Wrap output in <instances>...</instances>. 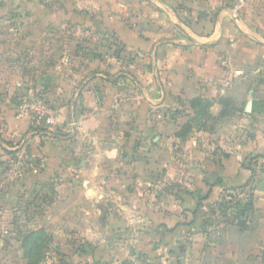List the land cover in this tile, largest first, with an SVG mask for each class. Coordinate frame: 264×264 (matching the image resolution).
I'll list each match as a JSON object with an SVG mask.
<instances>
[{"label": "crops", "instance_id": "obj_1", "mask_svg": "<svg viewBox=\"0 0 264 264\" xmlns=\"http://www.w3.org/2000/svg\"><path fill=\"white\" fill-rule=\"evenodd\" d=\"M70 31H93L87 72L71 63L53 69L36 91L40 101L20 106L44 68L28 61L21 68L18 58L42 51L50 32ZM0 56V215L11 207L21 214L19 203L42 197L47 223L39 229L57 237L67 227L91 231L93 238L64 250L57 263L264 264V177L249 228L204 224L209 207L250 181L249 154L264 156L256 123L260 144L242 141L249 124L237 127L231 147L225 142V120L243 89L246 117L264 119V0H0ZM3 65L30 72L18 75L25 90L1 94ZM49 96L60 113L47 105ZM195 99L207 103L205 115L191 107ZM38 103L51 109V120L32 109ZM50 121L58 135L47 131ZM86 134L93 176L73 181L93 188L67 193L66 145L83 146ZM51 182L57 201L49 205ZM53 217L59 225L50 226ZM22 242L0 238V250L10 248L0 264H28Z\"/></svg>", "mask_w": 264, "mask_h": 264}, {"label": "rangeland", "instance_id": "obj_2", "mask_svg": "<svg viewBox=\"0 0 264 264\" xmlns=\"http://www.w3.org/2000/svg\"><path fill=\"white\" fill-rule=\"evenodd\" d=\"M82 8V7H81ZM90 8V7H88ZM88 8H82L83 11L86 13L92 12V9ZM93 26V24H90ZM89 25V26H90ZM93 28V27H92ZM68 30V27H67ZM91 30V29H90ZM71 34V35H70ZM60 38H57V37ZM43 49L41 51L42 47H39L36 49L33 54L28 56L27 58L22 56L21 58H18V62L21 65L22 68L23 65L30 63L35 69L37 67H43V71L39 70V78L38 82L39 85L34 87V93H32L31 96H24L23 97V103L20 101L21 104L26 105L27 99L29 98L31 102H38L40 101L41 97L40 92L39 94L36 92L37 90L46 88L44 86V79L49 78L52 79L53 69L59 71V67L61 65H64L65 63L72 64L75 66V70L77 73L80 72H87V68L89 67L90 60H93V31L89 32L87 35L80 36L77 35L76 37H73L72 31L67 32L64 36L57 35L55 33L50 32V39L48 41L43 40ZM41 40H38V44ZM3 57V56H0ZM5 57V56H4ZM3 57V58H4ZM13 57V56H12ZM1 58V59H3ZM0 59V62H3V60ZM1 64V63H0ZM6 66L3 65V70L1 73V85L3 93H10V96H14L17 92H20L22 89H26L24 87H19L17 84L19 83L20 79L18 75H22L23 73H30V72H23L22 69L17 71H9L5 68ZM46 67H48L46 69ZM56 72V71H54ZM29 78V75L27 76ZM8 81V82H6ZM252 78H249V86L252 83ZM58 82V80L56 81ZM24 86H27L24 84ZM76 89H79L77 87ZM78 90L72 91V97L69 102H73L74 98L76 97ZM261 95V94H259ZM21 98V97H20ZM12 100V98H11ZM43 99L41 98V101ZM245 100L247 101V93H245V89H243L240 93L239 100L236 103L237 111L234 114L233 112L230 113L232 115L230 118L226 119L225 124L227 126L228 132L225 136V142L227 147H231L233 144L234 136H235V130H237V127H244L249 124V133L247 132L243 137L242 141L249 139V145L250 143H257L260 144L262 140H258L259 138H262V135L253 137V128L255 127V123L258 125L259 130L264 129V119H254L252 120L250 117H246L245 114ZM44 101V100H43ZM45 101H47V105L50 106L54 113H60V107L57 105V102L53 97H50L47 99L45 98ZM68 102V103H69ZM18 104V103H17ZM75 106V117L78 119L81 115V106L76 105V102L73 103ZM54 108H53V107ZM67 106V104H66ZM51 110V109H50ZM234 114V115H233ZM76 119V120H77ZM254 122V124H253ZM49 127H47V131L50 134L58 135V132L60 130H57L59 128L58 123L53 125L54 123H49ZM245 131V130H243ZM248 131V129H247ZM238 133V131H237ZM86 136V138H85ZM83 140L81 141L83 146L80 143H77L78 145L76 147L73 146H67V160H66V182H65V188L66 192H70L73 190H80L85 189L87 187L93 188V183L91 184H83L77 181H73L74 175H79L82 179H88L89 176H93V142L91 144V137L89 135H85ZM65 139L68 140L67 136L63 135ZM215 141V138H213ZM71 144L74 143V140H70ZM242 142V143H243ZM214 143V142H213ZM69 144V143H67ZM81 148V150H77ZM85 149V151H84ZM261 152V151H259ZM261 153H252L249 154V157L247 158L245 164L248 165L246 169L249 170L250 180H253V182L250 184V189L256 193L257 190V181H259L262 177H264V156L260 155ZM121 157H123L122 152H120ZM250 167V168H249ZM71 179V180H70ZM51 188L50 193L45 194L46 197L45 200H43L45 203H49V205H52L56 203L57 198L55 197L57 187L55 186V183L51 182ZM54 186V187H53ZM86 190V189H85ZM42 197L39 200H23L21 203H19L21 207V214L15 211L13 207L8 209L7 214L0 215V238L12 237L17 240H22L26 238L32 231L37 232L41 229V226L43 224H46V220L44 218V210L45 206L42 207L40 205L42 201ZM264 203V202H263ZM263 203H259L261 207L263 206ZM93 205V202H92ZM14 209V210H13ZM218 210V209H217ZM209 219L212 221L219 222L220 224H226L225 220L222 218H219V211L217 215H211V213H208ZM71 216V215H70ZM54 218L49 219L48 223H52V225H59L58 221H54ZM79 218V217H78ZM44 219V220H43ZM90 220V217L88 218ZM253 219V217H252ZM93 223V220L90 221ZM217 224V223H215ZM36 229V230H35ZM43 230V229H42ZM88 230V228H87ZM46 232V231H45ZM93 233V232H92ZM50 235H46L45 238L41 239L38 248H35L34 251V259L31 264H59L56 261H58L59 256H63L64 250H72L75 249L73 246L81 247L82 242L84 239L88 240V238H93V235L91 234V231H79V229H68L63 232L64 235L61 237L54 236L53 234L49 233ZM14 235V237H13ZM64 241L66 243L64 244ZM69 245V246H68ZM19 246V244H18ZM3 247V249L0 250V253L3 254V251H8L9 247ZM67 247V248H64ZM89 249H93V246H88ZM77 249V248H76ZM264 250V248H263ZM56 258V260H53V258ZM260 257H262V260L264 259V251H261ZM48 259H51L50 261ZM64 262V261H63ZM62 263V262H61Z\"/></svg>", "mask_w": 264, "mask_h": 264}, {"label": "trees", "instance_id": "obj_3", "mask_svg": "<svg viewBox=\"0 0 264 264\" xmlns=\"http://www.w3.org/2000/svg\"><path fill=\"white\" fill-rule=\"evenodd\" d=\"M230 106L231 104L228 105L227 102V107ZM191 107L198 110L200 115H205L208 108L207 103L202 102L200 99L191 101ZM188 127L189 126L186 125L183 128L184 132L187 131ZM252 182L253 180H250L246 185L228 191L223 198L209 207V213H211V215H217L219 211V218L224 219L227 225L236 224L242 230L249 228L251 216L256 211L255 193L252 189H250V184ZM213 223L215 224L217 222L207 219L204 224L212 226ZM46 235L49 234H47L44 230H39L37 232L32 231L26 238L23 239L22 248L24 250L25 258L29 261L28 264L32 263L35 256V248H38L41 239L45 238Z\"/></svg>", "mask_w": 264, "mask_h": 264}, {"label": "built area", "instance_id": "obj_4", "mask_svg": "<svg viewBox=\"0 0 264 264\" xmlns=\"http://www.w3.org/2000/svg\"><path fill=\"white\" fill-rule=\"evenodd\" d=\"M32 109L35 111V112H38L40 115H42L41 113L44 112L43 115H47L48 118L51 120L53 114H52V111L51 110H48L46 109L45 107H42L41 103H38V104H34L32 106ZM51 123V121L49 122ZM131 264H143L137 260H133V262Z\"/></svg>", "mask_w": 264, "mask_h": 264}, {"label": "water", "instance_id": "obj_5", "mask_svg": "<svg viewBox=\"0 0 264 264\" xmlns=\"http://www.w3.org/2000/svg\"><path fill=\"white\" fill-rule=\"evenodd\" d=\"M252 110V104H249L247 111L250 112Z\"/></svg>", "mask_w": 264, "mask_h": 264}]
</instances>
